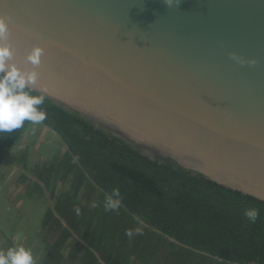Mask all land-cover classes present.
I'll return each instance as SVG.
<instances>
[{"label": "water", "instance_id": "water-1", "mask_svg": "<svg viewBox=\"0 0 264 264\" xmlns=\"http://www.w3.org/2000/svg\"><path fill=\"white\" fill-rule=\"evenodd\" d=\"M32 90L264 201V0H0ZM255 63H251V61Z\"/></svg>", "mask_w": 264, "mask_h": 264}, {"label": "trees", "instance_id": "trees-1", "mask_svg": "<svg viewBox=\"0 0 264 264\" xmlns=\"http://www.w3.org/2000/svg\"><path fill=\"white\" fill-rule=\"evenodd\" d=\"M39 107L47 116L41 123L64 147L53 159L33 163V144L21 149L19 183L43 194L40 183L51 188L59 178L71 181L55 204L60 216L46 214L59 233L43 264H264L263 200L193 174L172 159L154 160L47 97ZM31 123L0 133V169ZM114 188L119 207L106 211L105 197ZM251 208L259 211L255 222L245 216ZM70 238V253L64 255Z\"/></svg>", "mask_w": 264, "mask_h": 264}, {"label": "clouds", "instance_id": "clouds-1", "mask_svg": "<svg viewBox=\"0 0 264 264\" xmlns=\"http://www.w3.org/2000/svg\"><path fill=\"white\" fill-rule=\"evenodd\" d=\"M174 2L178 5L180 0H164L169 7H172ZM8 36V19L0 16V133H12L20 129L25 121L40 124L47 118L46 112L39 107L44 104V95H34L30 87L39 79L36 69L41 64L43 49L35 46L27 56L28 63L33 67L30 70L21 71L16 65L9 63L13 51L10 44L4 43ZM251 63L254 64L255 61ZM119 196V189L115 188L110 195H106L104 200L106 211L119 207ZM75 211L77 215L80 214L79 208ZM258 215L259 211L256 208L245 211V216L252 222L257 220ZM126 234L131 236V230H128ZM0 264H35V262L30 249L17 245L0 252Z\"/></svg>", "mask_w": 264, "mask_h": 264}, {"label": "rangeland", "instance_id": "rangeland-1", "mask_svg": "<svg viewBox=\"0 0 264 264\" xmlns=\"http://www.w3.org/2000/svg\"><path fill=\"white\" fill-rule=\"evenodd\" d=\"M56 138H59L58 134L50 127L45 126L42 123H31L22 139V141L30 142V144H32V142L34 143L30 146L31 151L29 155V162L33 163V161H37L38 159L45 157L53 159L58 151L54 149V146H52L53 144L51 145L49 142H51L50 139L55 140ZM48 139L49 141L45 142V140ZM20 144H22V142ZM20 144L15 146L12 151L11 158L9 161H6L0 169V218H18L21 216L22 218H38L37 220L40 221L48 202L45 197L39 199L37 197L38 192L33 194V190L28 187L29 198L23 196L26 185L22 187L19 184L22 171L18 167L22 170L24 169L19 166L18 156L24 145L21 147ZM29 176L31 177L32 175L29 174ZM26 194L27 192L25 195ZM9 222L10 220L8 222H6V220L3 221L2 227L12 226V223ZM11 236L12 234H10V237Z\"/></svg>", "mask_w": 264, "mask_h": 264}, {"label": "crops", "instance_id": "crops-1", "mask_svg": "<svg viewBox=\"0 0 264 264\" xmlns=\"http://www.w3.org/2000/svg\"><path fill=\"white\" fill-rule=\"evenodd\" d=\"M50 140L51 142L49 143H51V145L53 144L52 146H54V149H56L57 151L62 150V147H64L60 138H56L55 140L52 139ZM48 141L49 139L45 140V142ZM21 142L22 144H20V146L22 147L24 145L21 149L26 148L30 144V142H26V141H21ZM32 144L34 143L32 142ZM30 151L31 149H29V152ZM45 158L48 159V157ZM18 168L22 171L20 167ZM31 178L35 179V176L32 175ZM70 182L71 181L65 182L63 179L59 178L58 181L51 188H47L44 185V183H40L44 189L43 191L44 193L42 194L38 192L39 196L37 195V197L39 199L45 197L48 202L46 204L47 206L45 208V211H43V215L40 221L37 220L38 218H22L21 216H19L18 218H0V222L1 221L3 222L5 220L6 222H8L10 220L9 223H12V226H8V227L7 226L2 227V222L0 223V252L6 251L9 247L22 245L26 249L31 250L35 264H43L47 260H49L50 258L49 255L51 254V251L53 249L51 247V244L55 239V235L59 232L56 230L54 226H50L49 223L47 224L48 218H46V214L50 210H53L57 214V216H60L56 211L55 204L57 202L58 197L61 196L64 189L70 186ZM19 184L22 187L26 185L25 193L27 192V194L25 195L24 193L23 196L28 197L29 189L27 187L29 183L27 182L24 184L22 183ZM31 190H33V194L37 193L34 191V188H32ZM60 219L64 224L65 223L68 224L65 218H60ZM10 234H12L11 237ZM73 236L77 237L79 235L73 231ZM71 241L72 238H70L66 243V245L63 247L62 253L64 255H69Z\"/></svg>", "mask_w": 264, "mask_h": 264}]
</instances>
